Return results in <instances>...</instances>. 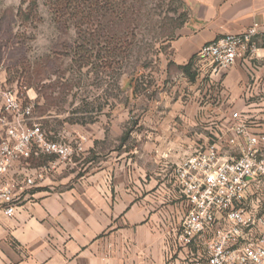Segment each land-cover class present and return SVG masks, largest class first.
I'll return each instance as SVG.
<instances>
[{
  "label": "crops",
  "instance_id": "1",
  "mask_svg": "<svg viewBox=\"0 0 264 264\" xmlns=\"http://www.w3.org/2000/svg\"><path fill=\"white\" fill-rule=\"evenodd\" d=\"M181 1L185 22L149 78L128 80L93 122L44 128L75 148L69 158L34 152L13 164L9 176L18 182L55 167L21 190L14 218L1 216L0 264L179 262L172 239L191 205L176 167L210 141L223 142L235 123L264 132V0ZM255 23L256 51L233 66L216 74L199 58L205 44ZM225 150L241 154L237 145ZM191 248L204 249L205 240Z\"/></svg>",
  "mask_w": 264,
  "mask_h": 264
},
{
  "label": "rangeland",
  "instance_id": "2",
  "mask_svg": "<svg viewBox=\"0 0 264 264\" xmlns=\"http://www.w3.org/2000/svg\"><path fill=\"white\" fill-rule=\"evenodd\" d=\"M185 19L181 0H0V75L44 128L90 123L156 71Z\"/></svg>",
  "mask_w": 264,
  "mask_h": 264
},
{
  "label": "built area",
  "instance_id": "3",
  "mask_svg": "<svg viewBox=\"0 0 264 264\" xmlns=\"http://www.w3.org/2000/svg\"><path fill=\"white\" fill-rule=\"evenodd\" d=\"M260 28L255 23L243 32L209 42L198 56L208 60L217 74L256 51ZM238 116V112L233 114ZM0 125L5 128L0 140V218H14L21 190L36 185L55 166L39 167L18 182L9 176L13 164L34 152L64 160L75 148L51 140L36 121L33 98L1 76ZM227 131L223 142L210 141L176 167L191 205L172 239L177 258L183 254L177 264H264V132H254L246 123H235ZM236 145L241 154L228 155L225 147ZM198 238L205 240V248L191 250Z\"/></svg>",
  "mask_w": 264,
  "mask_h": 264
},
{
  "label": "trees",
  "instance_id": "4",
  "mask_svg": "<svg viewBox=\"0 0 264 264\" xmlns=\"http://www.w3.org/2000/svg\"><path fill=\"white\" fill-rule=\"evenodd\" d=\"M67 1L68 0H58V4H59V6H60V8H62V7H64L66 4H67ZM185 70H187L188 69V66H186V67H183ZM41 123V122H40ZM41 125L43 126V128H44V125L41 123ZM45 130V129H44ZM47 133V132H46ZM48 135V134H47ZM49 137V136H48ZM32 156H30L29 158H31Z\"/></svg>",
  "mask_w": 264,
  "mask_h": 264
}]
</instances>
